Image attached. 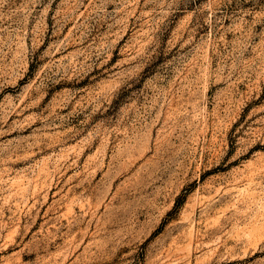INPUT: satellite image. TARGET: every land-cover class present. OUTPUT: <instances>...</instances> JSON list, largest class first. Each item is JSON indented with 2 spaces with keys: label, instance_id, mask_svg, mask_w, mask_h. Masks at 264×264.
Segmentation results:
<instances>
[{
  "label": "rangeland",
  "instance_id": "1",
  "mask_svg": "<svg viewBox=\"0 0 264 264\" xmlns=\"http://www.w3.org/2000/svg\"><path fill=\"white\" fill-rule=\"evenodd\" d=\"M0 264H264V0H0Z\"/></svg>",
  "mask_w": 264,
  "mask_h": 264
}]
</instances>
